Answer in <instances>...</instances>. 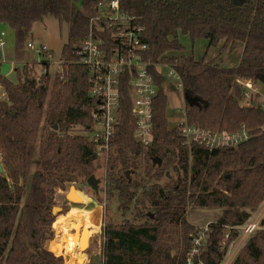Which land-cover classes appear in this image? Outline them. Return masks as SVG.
Instances as JSON below:
<instances>
[{"label":"trees","instance_id":"trees-1","mask_svg":"<svg viewBox=\"0 0 264 264\" xmlns=\"http://www.w3.org/2000/svg\"><path fill=\"white\" fill-rule=\"evenodd\" d=\"M110 1L0 0V25L13 30L18 59L35 24L54 17L69 25L56 73L41 61L25 64L18 83L0 77L6 97L0 98V264H63L48 247L55 236L57 191L85 185L102 169V192L123 218L103 229V264H222L238 228L264 202V111L255 104L240 107L243 92L236 85L243 78L264 88V0H117L120 11L144 30L148 50L141 60L170 64L179 74L189 98V126L217 134L245 127L251 136L233 148L189 149L168 117L165 81L153 72V143L143 147L133 138L127 72L119 124L103 163L96 145L74 134L75 128L92 127L96 105L89 95L91 72L77 63L76 46L88 33L89 19ZM180 37L207 40L208 50L221 45L219 54L211 61L170 56L184 51ZM239 44L238 65L222 67V56ZM37 66L44 68L40 76ZM155 158L162 164L154 165ZM191 207L222 210L209 224L206 246L194 255L199 230L188 222ZM261 227L233 264H264V217Z\"/></svg>","mask_w":264,"mask_h":264},{"label":"built area","instance_id":"built-area-1","mask_svg":"<svg viewBox=\"0 0 264 264\" xmlns=\"http://www.w3.org/2000/svg\"><path fill=\"white\" fill-rule=\"evenodd\" d=\"M143 35L144 30L136 24L135 18L123 14L119 2L112 0L99 6L97 15L89 19L88 33L77 41V63L87 67L92 75L89 95L96 100V105L92 114V127L86 133L88 139L96 145L99 159L106 163L111 151L110 143L120 119L121 83L127 72L131 74L129 87L132 115L135 119L133 138L143 147H149L153 143V102L158 93L153 72L161 75L164 81H176L178 88L181 89L184 98V107L181 111L184 115L175 117L172 121L179 127L189 149L194 144L208 150L233 148L250 138L251 131L245 127L232 134H217L189 126L185 114L186 99L179 74L170 64L141 60L139 54L148 50L142 43ZM4 37L5 33L2 32L0 49L5 47ZM27 47L34 50L39 57L51 59V53L46 47H36L31 43ZM59 65L61 67L62 63ZM236 85L243 92V99L239 101L240 107L248 108L255 104L264 111V101H255L262 96L258 85L243 78H237ZM260 130L264 132V126ZM260 218L261 215L259 219L257 216L251 220L252 222L249 220L247 224L238 228L243 242L261 229ZM208 231L209 226L199 230L194 240L192 255L199 253L198 248L204 244Z\"/></svg>","mask_w":264,"mask_h":264},{"label":"rangeland","instance_id":"rangeland-1","mask_svg":"<svg viewBox=\"0 0 264 264\" xmlns=\"http://www.w3.org/2000/svg\"><path fill=\"white\" fill-rule=\"evenodd\" d=\"M2 32L5 33L6 38H4L5 47L0 49L2 53V57L0 59V77H6L13 83H18L19 78L23 73L25 63L38 64L41 61H47L51 65L50 73L52 75L60 69V57L69 32V25L67 23L59 22L54 17H47L43 22L35 24L32 31L24 37L23 41L25 45L21 50L22 59H18V57H16L15 38L12 35V30L8 26H0V35ZM180 42L184 46V51L180 53H170V56L174 55L180 57L190 56L193 54L197 60L205 58L207 61H211L218 56L219 49L221 48V45H219L217 47H211L208 50L207 40H197L193 43L189 37H180ZM28 43H31L36 47H46L51 53V59L48 60L45 57H39L34 50L27 47ZM242 49V44H239L233 53H225L222 56V67L235 68L240 61ZM36 70L37 76H40L44 68L37 66ZM259 87L261 89L262 96L255 99L257 102L264 101V88L261 86ZM164 88L171 101L168 107V117L171 125L173 126L172 119L175 117H182L184 115L183 111H181L184 107V98L176 81H165ZM0 98H6L2 90H0ZM178 108H180V110H178ZM75 133H82L85 136L88 135L80 127L75 128L74 134ZM100 161L104 163L103 160ZM96 173L97 177L101 181L98 195H96L88 185L85 187V185L79 184H71L68 185L65 190L57 191L56 207L61 210L57 212L56 221L53 224L55 236L54 239L48 243V247L55 256L63 258V264H103V229L105 225L111 221L114 223H120L123 220L117 211L116 202H108L102 192V188L105 186V182L103 180L104 176L102 173H105V169L99 170ZM71 188L72 190L70 191ZM72 191H76L80 195V202L71 204L66 200V196L70 197V192ZM221 215L222 210L220 209H201L191 207L188 210L187 218L188 222L192 226L196 227L198 230H203L205 226H209V224L216 222ZM260 215L261 223L264 216V202L259 209L252 214L250 222H252L251 220H254L257 216L259 219ZM78 217L83 218L85 224H87L88 230L90 231L88 246L83 251L73 250L71 252L68 247L70 246L69 238L73 234L75 235L74 232H71V223H76L78 221ZM259 228H261L260 230L263 229L261 225ZM259 231H256L255 233ZM249 239L243 242L242 234L240 233L239 237L230 246L222 264H233L239 251ZM203 242L204 244L198 248V252L206 246V238H204ZM54 246L59 248V253L55 254V252L52 251V247ZM61 255H64L65 257H62Z\"/></svg>","mask_w":264,"mask_h":264},{"label":"bare ground","instance_id":"bare-ground-1","mask_svg":"<svg viewBox=\"0 0 264 264\" xmlns=\"http://www.w3.org/2000/svg\"><path fill=\"white\" fill-rule=\"evenodd\" d=\"M70 198L73 199V202H80L81 197L76 191L70 192ZM71 229L74 231L75 235L73 234L69 238L70 246L69 250L72 252L73 250L83 251L88 246V238L90 235V231L88 230L87 224H85L83 218L78 217V221L76 223H71ZM99 233V232H98ZM52 251L55 254L59 253L60 250L58 247H52Z\"/></svg>","mask_w":264,"mask_h":264},{"label":"water","instance_id":"water-1","mask_svg":"<svg viewBox=\"0 0 264 264\" xmlns=\"http://www.w3.org/2000/svg\"><path fill=\"white\" fill-rule=\"evenodd\" d=\"M1 57H2V53H1V51H0V59H1ZM185 99H186V101H189L188 96H185ZM153 164H154V165H156V164L161 165V164H162V160L159 159V158H155V159L153 160ZM0 173H3V167H2V164H1V163H0ZM127 175H129L128 172H127ZM86 183H87V185L92 189V191H93L96 195H98V193H99V188H100V183H101L100 179H99V178H96L95 175H91V176L87 179ZM71 190H72V188L70 189V191H71ZM66 200H67L69 203H71V204H76L75 202H73V199L70 198L69 196H66ZM60 210H61L60 208L54 207V208H53V215L56 216V215H57V212H59ZM152 218H153V216H152Z\"/></svg>","mask_w":264,"mask_h":264},{"label":"crops","instance_id":"crops-1","mask_svg":"<svg viewBox=\"0 0 264 264\" xmlns=\"http://www.w3.org/2000/svg\"><path fill=\"white\" fill-rule=\"evenodd\" d=\"M0 26H5V25H0ZM12 30V29H11ZM12 35L14 36V38H15V35H14V32H13V30H12ZM4 38H6V35H5V37ZM29 44V43H28ZM27 44V45H28ZM26 64V63H25Z\"/></svg>","mask_w":264,"mask_h":264},{"label":"flooded vegetation","instance_id":"flooded-vegetation-1","mask_svg":"<svg viewBox=\"0 0 264 264\" xmlns=\"http://www.w3.org/2000/svg\"><path fill=\"white\" fill-rule=\"evenodd\" d=\"M71 232L73 233L74 231L73 230H71ZM62 257H65L64 255H61Z\"/></svg>","mask_w":264,"mask_h":264}]
</instances>
